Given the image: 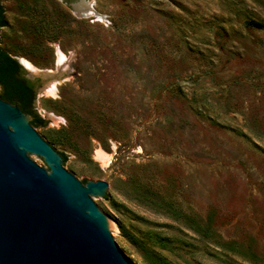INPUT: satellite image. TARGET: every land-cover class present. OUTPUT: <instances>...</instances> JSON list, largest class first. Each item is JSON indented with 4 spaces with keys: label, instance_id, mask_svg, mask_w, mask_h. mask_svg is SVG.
Returning a JSON list of instances; mask_svg holds the SVG:
<instances>
[{
    "label": "rangeland",
    "instance_id": "rangeland-1",
    "mask_svg": "<svg viewBox=\"0 0 264 264\" xmlns=\"http://www.w3.org/2000/svg\"><path fill=\"white\" fill-rule=\"evenodd\" d=\"M0 4L10 54L41 70L29 71L36 125L48 138L69 128L56 144L68 171L114 175L98 204L134 261L150 264L144 247L170 264H264V0Z\"/></svg>",
    "mask_w": 264,
    "mask_h": 264
},
{
    "label": "water",
    "instance_id": "water-1",
    "mask_svg": "<svg viewBox=\"0 0 264 264\" xmlns=\"http://www.w3.org/2000/svg\"><path fill=\"white\" fill-rule=\"evenodd\" d=\"M31 119L0 97V264H138L98 204L115 192L114 175L83 182Z\"/></svg>",
    "mask_w": 264,
    "mask_h": 264
},
{
    "label": "trees",
    "instance_id": "trees-1",
    "mask_svg": "<svg viewBox=\"0 0 264 264\" xmlns=\"http://www.w3.org/2000/svg\"><path fill=\"white\" fill-rule=\"evenodd\" d=\"M65 2H71L73 0H64ZM8 23L5 17L4 8L0 4V97L8 100L11 103H17L24 112L30 114L32 119L30 123H36L39 125L45 124V121L40 118L34 111L33 105L35 101V89L34 82L25 76L22 71V67L17 60L10 54V47L8 43V33L2 32L3 27H7ZM3 43V45H1ZM32 47L39 49L40 57L43 59L47 56V52L44 51L41 42H32ZM66 132L63 136L62 132ZM69 128H62L54 132L53 135H49L48 141L53 144L67 145V137ZM62 156V155H61ZM63 158V156H62ZM64 160V158H63ZM84 180L83 182H85ZM146 204L156 206V202L153 198L145 196L141 198ZM164 210L172 215L177 220L185 223L187 228L193 232L203 236H210V228L202 225L200 222H196L188 215L173 208L170 205H166ZM144 256L147 257L150 264H170L164 257L151 254V251L142 247Z\"/></svg>",
    "mask_w": 264,
    "mask_h": 264
},
{
    "label": "bare ground",
    "instance_id": "bare-ground-1",
    "mask_svg": "<svg viewBox=\"0 0 264 264\" xmlns=\"http://www.w3.org/2000/svg\"><path fill=\"white\" fill-rule=\"evenodd\" d=\"M87 14H93L95 16H97V14H94V12H89ZM101 20V19H100ZM19 61L23 64V66L30 72H40L41 70H39V68H37L36 66H34L28 59L24 58V57H21V56H17ZM63 56H60V61L61 59L63 60ZM58 61V62H60ZM58 67V66H57ZM58 82V81H56ZM52 81L51 83H49L48 85H46V88H45V92L50 94V95H53L56 93L57 91V83ZM59 84V83H58Z\"/></svg>",
    "mask_w": 264,
    "mask_h": 264
},
{
    "label": "flooded vegetation",
    "instance_id": "flooded-vegetation-1",
    "mask_svg": "<svg viewBox=\"0 0 264 264\" xmlns=\"http://www.w3.org/2000/svg\"><path fill=\"white\" fill-rule=\"evenodd\" d=\"M62 1H63L64 3H66V4L70 3V2H68V3H67V2H65L64 0H62ZM31 81H33V82H34V80H31Z\"/></svg>",
    "mask_w": 264,
    "mask_h": 264
}]
</instances>
